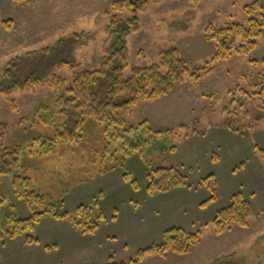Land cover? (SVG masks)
Returning <instances> with one entry per match:
<instances>
[{
  "label": "rangeland",
  "instance_id": "rangeland-1",
  "mask_svg": "<svg viewBox=\"0 0 264 264\" xmlns=\"http://www.w3.org/2000/svg\"><path fill=\"white\" fill-rule=\"evenodd\" d=\"M113 1L0 0V75L11 60L45 47L61 49L68 39L69 47L58 57L98 68L107 38L105 12ZM255 1L261 8L246 13L245 7ZM147 2L137 11L138 30L127 37L125 76L132 67L157 62L161 52L172 48L189 70L210 63L215 46L203 37L207 23L247 24L250 17L264 14V0ZM4 20H11V29L4 27ZM256 41L248 55L211 63L213 71L198 83L186 76L168 96L133 106L125 127L146 120L161 132L140 151L115 154L124 157L128 178L119 167H109L114 158L96 152L101 127L93 121L86 123L82 144L59 143L44 152L39 140L52 135L53 128L34 124L32 116L53 102L55 93L47 86L14 91V106L0 94V122L5 124L0 144L24 146L20 172L43 196L45 209L69 215L56 220L45 212L30 232L37 242L8 237L4 231L11 223L4 220L10 215L26 218L31 212L25 200L13 194L10 178L0 176V264H105L110 256L114 262H126L138 249L160 243L163 231L172 227L200 231L199 243L187 254L149 256L141 264H264V99L252 86L264 79V28ZM52 70L68 75L67 67ZM12 79L1 82L10 84ZM159 166L175 167L189 187L148 193L145 174ZM207 175L216 182V199L201 205L211 196L202 183ZM238 192L253 208L247 227L233 226L215 235L214 215ZM79 205L90 206L91 217L99 219L93 233H81L72 222Z\"/></svg>",
  "mask_w": 264,
  "mask_h": 264
},
{
  "label": "trees",
  "instance_id": "trees-1",
  "mask_svg": "<svg viewBox=\"0 0 264 264\" xmlns=\"http://www.w3.org/2000/svg\"><path fill=\"white\" fill-rule=\"evenodd\" d=\"M11 1L19 3L27 0ZM147 3V0L112 2L110 10L105 12L109 15V22L106 25L107 38L102 46V56L96 69H86L80 63L58 57L59 51L69 47V39L63 41L61 49L45 47L28 52L25 57L11 60L7 64L2 76L0 75V94L12 106L14 99L11 94L16 90H34L39 85H45L55 93L53 102L38 109L32 116L34 124L53 128L52 135L43 136L39 140L45 153L52 152L59 143L82 144L87 137L86 123L93 121L101 127L98 133L101 138V144H98L100 150L97 149L96 152H100L102 157L109 154L114 158L109 167H119L123 171V177L128 178L130 173L124 157H115V154L122 151L125 156L135 150L140 151L161 132L154 130L146 120L125 127L133 106L139 102H152L168 96L184 82L186 76H189L191 83H198L201 78L213 71L211 63L215 61L224 60L233 54L248 55L256 46V39L264 28V14H261L259 19L250 17L247 24L207 23L203 37L206 41L213 42L215 46L210 63L189 70L178 49L172 48L161 52L157 62L148 66L132 67L129 75L125 76L127 37L138 30V8ZM259 8H261L260 4L255 1L252 5L246 6L245 11L251 14ZM125 12L129 13V16L122 17ZM2 24L6 29H11V20H4ZM262 61L264 62V59ZM20 63L22 66L18 67ZM11 66H16L13 72L10 71ZM62 67H67V76H61L52 70ZM10 76L14 78L10 84L1 82L3 78ZM252 86L259 88L256 95L264 99V79ZM4 131L5 124L0 122L1 139ZM23 150L24 146L19 143L0 144V176L10 178L13 194L17 198L24 199L31 212L26 218L10 215L4 220V223L8 221L11 223L4 233L10 238L23 236L24 242L31 244L37 240L30 232L34 230L45 212L56 220L69 215L52 208H44L43 196L32 189L31 179L22 174L23 171L20 172L24 168L19 162ZM202 183L211 194L207 201L201 204L206 205L216 199V182L212 175H207L202 179ZM145 184L150 194L156 191L164 193L187 186L184 176L175 167L160 166L151 167L146 172ZM252 215L251 203L241 193H235L230 203L214 215L211 221L213 233L221 235L233 226L247 227ZM91 216L90 206L79 205L71 218L79 231L86 234L93 233L99 227V219L94 220ZM1 233L0 231V236ZM199 241L200 231L172 227L163 231L160 243L138 249L134 257L128 261L114 262L110 256L105 264H141L149 256L165 258L170 253L184 255L189 253Z\"/></svg>",
  "mask_w": 264,
  "mask_h": 264
}]
</instances>
